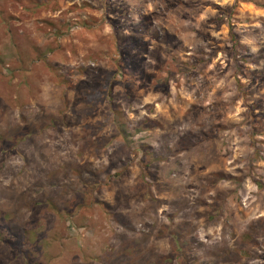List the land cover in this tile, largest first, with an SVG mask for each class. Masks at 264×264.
<instances>
[{
  "label": "rangeland",
  "instance_id": "1",
  "mask_svg": "<svg viewBox=\"0 0 264 264\" xmlns=\"http://www.w3.org/2000/svg\"><path fill=\"white\" fill-rule=\"evenodd\" d=\"M0 264H264V0H0Z\"/></svg>",
  "mask_w": 264,
  "mask_h": 264
},
{
  "label": "trees",
  "instance_id": "2",
  "mask_svg": "<svg viewBox=\"0 0 264 264\" xmlns=\"http://www.w3.org/2000/svg\"><path fill=\"white\" fill-rule=\"evenodd\" d=\"M232 39H233V38H232ZM233 43H234V44L236 43L234 39H233Z\"/></svg>",
  "mask_w": 264,
  "mask_h": 264
}]
</instances>
